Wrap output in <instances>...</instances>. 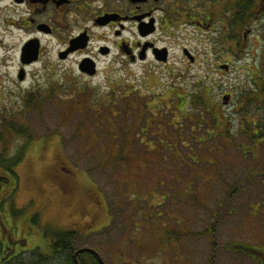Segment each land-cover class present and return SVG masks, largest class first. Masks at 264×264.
<instances>
[{"label": "rangeland", "instance_id": "obj_1", "mask_svg": "<svg viewBox=\"0 0 264 264\" xmlns=\"http://www.w3.org/2000/svg\"><path fill=\"white\" fill-rule=\"evenodd\" d=\"M6 20L0 14V119L14 118L30 127L34 138L15 169L17 191L12 203L15 209L24 210L18 223L39 214L41 226H30L39 233L44 249L47 227L52 231L75 230L79 235L77 247L97 251L105 264H257L231 247L264 243V179H249L250 169L258 172L264 161L251 160L247 150L250 141L240 134L241 110L236 99L245 89H254L251 70L259 69L264 62V18L254 21L245 49L238 53V61L231 58L227 72L214 63L209 46L194 51L193 42L191 51L200 60L193 66L187 67L180 60L164 67L128 65L117 73L116 80L113 76L105 80L102 75L92 80L79 78L72 58L57 63L63 92L45 97L38 109H26L25 94L17 90L22 37L16 32L12 35ZM254 39L257 42L253 43ZM52 53L49 57L54 59ZM40 66L31 67L23 88L32 83V74ZM168 71L182 73V77L173 80ZM68 75L76 80L68 81ZM173 81L184 90L202 85L210 89V102L218 107L225 137H208L209 127L204 121L185 126L181 117L176 118L180 150L186 164L191 165L181 171L185 190L184 180L173 182L169 164L151 166L142 179H136V185L124 167L109 165L96 171L97 162L109 155V149H105L109 141L100 140L97 145L87 140L90 125L84 126V116L67 107L69 100L81 96L90 97V101L107 97L114 101L116 98L108 96L111 87L123 96L124 89L131 92L140 88L141 98L160 97L169 84L176 83ZM224 96L228 97L226 102ZM173 126L168 127L170 137L176 135ZM149 134H153L151 130ZM17 140L13 137L10 141V152ZM197 155L198 163L189 161L188 156ZM130 159L127 156L126 160ZM157 181H161L160 186ZM162 191L171 196L162 200ZM207 228L213 231L208 233ZM174 230H183L178 239Z\"/></svg>", "mask_w": 264, "mask_h": 264}, {"label": "flooded vegetation", "instance_id": "obj_2", "mask_svg": "<svg viewBox=\"0 0 264 264\" xmlns=\"http://www.w3.org/2000/svg\"><path fill=\"white\" fill-rule=\"evenodd\" d=\"M0 14L7 18L6 23L12 35L16 32L22 37L19 66L16 70L17 90L29 97L41 99L61 95L63 87L58 78L57 63H64L72 58L76 61L79 78L92 80L102 75L105 80L113 79L112 76L116 80L117 73L126 70L128 65L164 67L169 66L174 60H180L187 67L193 66L200 61L199 56L191 51L190 43L193 42L196 47L194 51L207 49L209 46L214 63L221 71L223 69L227 72L231 58L238 61V53L245 49L252 35L254 21L264 18V2L0 0ZM255 42L256 39L253 40V43ZM25 46L38 47V58L23 65L20 56ZM53 51L54 59H51L49 55ZM175 53L177 58H174ZM84 61L91 67L86 70L82 66L81 71L80 65ZM38 64L41 66L32 74V83L23 88L28 71ZM20 71L24 72L22 81L18 80ZM167 73L173 80L182 77V73L173 74L170 71ZM67 77L68 81L76 80L74 76ZM85 87L90 88V85ZM75 88L76 86L74 90ZM74 90L71 93H75ZM173 109L165 108L164 114H172ZM249 141L247 150L252 162L258 159L264 161L262 152L264 140L263 145L258 140ZM249 174L250 180L256 177L264 179V162L258 172L250 169ZM5 207L8 212L0 213V264H41L44 258L51 255L48 253L52 235L63 230L52 231L45 227L44 237L48 241L44 249L39 233L33 232L30 226V224L41 226L39 214L18 223L24 212L13 218L9 212V205L6 204ZM26 224L27 227L24 226ZM68 231L77 233L75 230ZM237 246L235 252L257 264H264V243ZM79 249L84 251L89 248L77 247L76 244L74 252ZM33 252L36 254H31ZM74 252L72 258L75 264ZM79 255L83 254L76 255L77 262ZM98 255L84 254V264H90V256H97L99 264H105Z\"/></svg>", "mask_w": 264, "mask_h": 264}, {"label": "trees", "instance_id": "obj_3", "mask_svg": "<svg viewBox=\"0 0 264 264\" xmlns=\"http://www.w3.org/2000/svg\"><path fill=\"white\" fill-rule=\"evenodd\" d=\"M251 73V82L254 85V89H245L240 97H236L237 106L241 110L239 128L243 138H248L246 140H258L263 145L264 62L259 69L251 70ZM127 90L125 91L124 89L123 96L120 92L119 94L116 93L115 88L111 87V94L108 96H113V99L116 98L114 101L109 97L104 100L96 99L90 101V97L83 99L81 96H77V100L70 99L69 103H67V107L75 110L73 111L74 113L79 112L84 116L82 121L84 126L90 125V133L87 139L90 143L95 141L98 145L100 140L109 141V145L105 146V149H109V155L104 159H100L94 169L99 171L109 165L124 167L132 179L131 183L136 185V179H142L147 169H150L151 166L159 167L161 165L164 167L163 164H169L171 167L169 170L174 176L173 182H177L178 179L184 180L185 184L182 189L185 190L186 179L181 178L183 175L181 171L187 168L190 169L191 165L186 164L187 158L180 150L181 137L179 129L175 127V123H178L176 118L181 117L185 126L198 125L204 121L202 123L209 127L208 131H206L208 137L215 138L218 136L217 138H225L221 129L223 121L218 117L220 115L218 107L210 102V89L202 85L196 90H184L176 82L169 84L163 96L158 97L155 94L154 98L146 96L141 98L140 88H136L131 92ZM166 96L167 99L164 98ZM42 100L44 98L40 99L39 97L25 95L23 104L26 109H38L42 105ZM152 101L155 103L153 102L152 104ZM80 106L82 108L81 111ZM168 107L174 108L172 114H164V109ZM173 121H175L174 124ZM170 126H173L176 132L173 137H170V134L168 135V127ZM0 129V213L8 212L5 207L8 204L11 216L17 218L23 214L24 210L15 209L12 203V198L17 191L18 177L15 169L24 159L34 138L30 134L31 128L19 121L15 122L14 118L10 120L1 118ZM150 130L153 133L151 136L149 134ZM13 137H17L19 140H17V144H14V151L10 152L9 143ZM195 139L199 138L195 137ZM92 147L95 148L94 145ZM100 148L97 150L102 151ZM160 150H162V153L159 152ZM262 152L264 153L263 150ZM163 154H167L168 157ZM93 156L96 157V153ZM127 156H130L131 159L126 160ZM188 158L193 164L199 162V155L188 156ZM127 185L129 184L126 183V189ZM156 185L160 186L161 181H157ZM188 185H190L189 182ZM231 188L233 190L234 187L232 186ZM180 192L182 191L180 190ZM161 194H163V197H160L162 200L171 196L163 193V191ZM172 196L174 199H178L177 196ZM150 197H152V194ZM182 231L174 230L175 239L180 237V234L183 233ZM212 231L211 228H207L208 233ZM78 239V233L67 230L54 233L50 252L48 253L51 255L44 258L41 264H74L72 254ZM237 247L235 244L231 248L235 250ZM31 254L36 253L33 252ZM78 254L99 253L95 250L89 252L84 250ZM83 255L78 257L80 264H84ZM96 263L99 264L97 256H90V264Z\"/></svg>", "mask_w": 264, "mask_h": 264}, {"label": "water", "instance_id": "obj_4", "mask_svg": "<svg viewBox=\"0 0 264 264\" xmlns=\"http://www.w3.org/2000/svg\"><path fill=\"white\" fill-rule=\"evenodd\" d=\"M263 2H264V0H263ZM37 58H38V47H36V46H25V47L21 50V56H20V59H21V63H22L23 65H25V64H29V63H31V62H33V61H36ZM82 66H84V68H85L86 70L89 69V68L91 67V65H89V63H88L87 61H84V62L81 63V65H80V69H81V71H83ZM88 73L93 74L94 72H88ZM23 79H24V72H23V71H20V73L18 74V80L22 81ZM227 99H228L227 96H224V97L222 98V100H223L224 102H226ZM87 250H89V251H93V250H91V249H87ZM81 251H83V250H82V249H79V250H77V251L74 252V261H75V264H79V263L77 262L76 255H77L78 253H80Z\"/></svg>", "mask_w": 264, "mask_h": 264}]
</instances>
